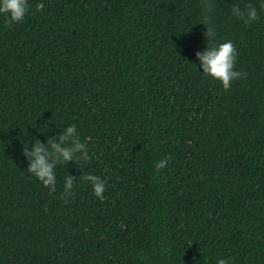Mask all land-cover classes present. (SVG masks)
<instances>
[{"label": "trees", "instance_id": "obj_1", "mask_svg": "<svg viewBox=\"0 0 264 264\" xmlns=\"http://www.w3.org/2000/svg\"><path fill=\"white\" fill-rule=\"evenodd\" d=\"M27 3L0 14V264H264V0ZM210 28L227 90L199 67ZM73 124L53 191L28 152Z\"/></svg>", "mask_w": 264, "mask_h": 264}, {"label": "clouds", "instance_id": "obj_2", "mask_svg": "<svg viewBox=\"0 0 264 264\" xmlns=\"http://www.w3.org/2000/svg\"><path fill=\"white\" fill-rule=\"evenodd\" d=\"M43 7V2L38 3L36 10L40 11ZM262 7H264V3H262ZM232 11L234 15L244 20L245 23L257 19V9L252 5L247 7L246 12L241 11L239 8H233ZM27 13V0H0V14H6L10 23L22 21ZM209 36V47L203 53H197L198 60L200 61L199 67L202 69L203 75L218 80L223 88L227 90L230 82L241 76L240 72L234 70L236 50L230 40L214 43L213 37L215 33L211 28L209 29ZM76 132V126L73 124L65 128L63 135L57 138L62 141H71L73 146H62L60 143H55L54 141H49L47 146H41L39 141H37L36 145L28 152L30 173L38 178L45 187H50L53 191L56 187L55 168L57 160H72L76 158L74 153L80 152L85 148V145L80 143L76 138ZM53 155L56 156V159H52ZM81 155H84V153H81ZM50 159H52V162H49ZM166 163V159H161L155 163V168L159 171L166 166ZM81 178L92 186L93 194L96 197L103 199L101 194L105 191V186L104 181L100 177L88 174ZM73 182L70 176H66L64 178V189L66 191L71 189ZM216 264H230V261L225 258H219Z\"/></svg>", "mask_w": 264, "mask_h": 264}]
</instances>
